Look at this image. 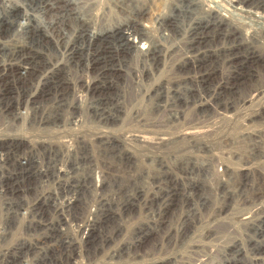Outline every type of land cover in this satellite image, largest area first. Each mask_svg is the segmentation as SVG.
<instances>
[{
  "label": "rangeland",
  "instance_id": "374dc122",
  "mask_svg": "<svg viewBox=\"0 0 264 264\" xmlns=\"http://www.w3.org/2000/svg\"><path fill=\"white\" fill-rule=\"evenodd\" d=\"M68 1L75 7L82 6V13L87 16V19L99 10L103 18L107 19L104 18L107 22L104 20L102 26L103 30L107 31L112 26L117 28L118 23V26H123L126 23L124 21L127 16L135 17V19L139 17V21L142 20L141 22L144 25L149 26L151 35L155 37L154 39H159L157 42L160 45L162 44V57H159L160 60L156 59L154 70H148V66L143 68L142 65L133 62L131 52L126 53V55L120 52L116 53L105 45L104 53L100 56L102 63L98 65V68H102L101 66L105 62L106 66L116 69L117 73H112L113 75L107 73V76L106 74L100 76L96 72L89 73L84 70L79 74V72L74 71V73H62L54 76V83L50 80L52 76L49 73L52 68L47 62H44L41 67L42 70L38 66H35L37 67L35 70L32 68L34 64L31 66L28 63V68L32 69L31 72L34 71V74L28 75L25 80H18L17 77L22 72L19 70L26 66L21 65L20 68L19 61H15V63L10 61L9 64L14 65L15 68L14 66L8 68L6 63H4L6 67H3L2 60L4 62L6 60L4 55L7 51L6 48L11 47L18 40L23 45L26 40L19 37L18 29L14 30L15 37L6 38L8 33L3 23L4 10L7 15L9 13L14 15L12 11L19 7V18H14L16 25L19 26L25 23L20 18L23 14L34 17V23H37V25L42 22L43 15L31 9L32 5L34 6L37 2L36 0H4L3 3L0 0V48L2 47L0 50V73L2 72L0 74V95L4 94L3 96L7 98L0 96V108H12L13 113L18 110L23 115L25 113V116L29 113L26 119H23V122L31 121L34 116L42 115L51 122H54L55 118H59L58 120L61 119V121L67 123L71 116H77L85 126L83 128V139L86 140V149L83 156V159H85L83 167H85L86 172L80 171L75 176L76 166L74 175H66L62 180L65 181L69 189L66 188L65 191L63 187H60L59 179L56 180L55 175H53L55 179H49L48 186L39 189L41 192H37L33 188L29 189L33 186L31 182L38 178H30L29 180L23 178L22 185H20L25 189L19 195L21 199L19 200L20 207L18 209L14 207V210L10 212L8 209L14 206L13 202L5 205L0 203V231L8 232L4 239L2 235L5 232L0 233V264H4L6 261L11 264H74V261H79V264H144V262L146 264L150 261L172 257V252L175 253L178 249L189 250L185 246H178V248L177 246H168L169 243L166 240L169 235L172 236L175 233V230L178 235L189 234V237H180V240L203 242L201 245H204L202 247L204 251L201 256L207 258V264H264V29L259 24L243 17L242 22L239 23L238 21V23L242 25L241 32L248 30L250 36L247 42L243 36H240L239 30L233 32L226 23L214 27L211 31H201L198 27V31L195 32L198 35L193 36L190 33L193 32L194 24H197L193 21L189 29L185 26V32L180 29V31H177L173 24L176 30L166 31L154 22L153 19L158 15L157 13L160 14L162 11L170 14V16H178L177 11L169 7L171 0H168L167 3L165 0H131V2L128 0ZM78 8L73 7L72 9L78 11ZM106 8L109 9L106 10ZM121 9L126 10L124 12ZM140 10L143 14L146 11L144 16H139L141 14ZM194 12L199 15L198 17L206 16L200 6H196ZM178 20L180 19L177 17V23H181ZM87 21L91 23V20ZM179 26L182 27V25ZM90 27L92 30L91 25ZM166 37L168 40H165ZM43 51H47L46 48ZM45 69L49 71L46 72ZM118 69L122 71L119 70L118 72ZM76 75H79L80 78ZM110 83H114L116 86L111 87ZM106 84L109 86L108 91L104 87ZM84 85L88 86V89ZM90 85H92V90L89 89ZM94 88L95 90H93ZM229 88L231 91H228ZM59 103L61 107H56ZM77 104L79 105L77 106ZM94 110L95 113H92ZM53 125L58 128L61 124L57 122L47 124L46 126L52 132L43 133V137L40 139L31 134L23 135L26 145L17 147V152L11 158L7 155L6 150H0L2 155L0 179L7 167L13 168L15 164H18L17 160L27 157V153H31L34 160H36V169L47 170V168L53 169L54 167L63 169L65 172L68 170L71 166L69 158L72 155L66 153V151L65 155H68V157L65 156L61 161L56 158L50 164L46 163L50 157H44L45 154L49 155L50 153L53 155L52 158L56 156L54 149L57 142L53 141L55 138V136H52V133H54ZM25 131L26 127L22 126L18 134L22 136ZM16 135L17 133L13 130L0 127V141L10 139ZM180 135L182 137L186 135L187 140L183 143L180 142V146L177 145L176 150L171 145L154 150L151 147H146L145 144L140 145L136 141V137L139 136L140 138L148 136V138L153 139L159 137L169 138V141H172L174 136ZM192 135L196 137H191ZM64 137L66 136H57L60 142ZM245 137L248 140L242 142L241 140ZM234 140H236V144L238 142L237 146L233 145L235 144ZM230 143L232 147L234 146L233 148L229 145ZM182 148H186V150ZM181 149L184 151L183 154ZM233 150L236 154L233 153ZM173 153L175 156L178 153L179 155L174 157ZM76 158L78 160V157ZM89 159L91 163L88 161ZM3 160L8 163L4 164ZM80 161H83L81 156ZM139 161H143L144 165H140ZM46 166L48 167L46 168ZM6 178L8 177L6 176ZM95 180L104 183L99 193L97 192V186L95 187ZM43 184H46V182ZM25 186L29 187L26 188ZM74 189L78 190L77 195H75ZM34 191L36 192L35 195L33 194ZM43 191L44 193L48 191L52 198L56 199V204L54 206L50 205V209L42 219L39 214H32L28 208L36 203L39 204L38 202L42 200L40 193H43ZM48 192L47 194H49ZM96 194L101 199L99 208V216H101L99 218H101L102 224L101 228L97 229L91 245L87 248L82 245L79 248V252H82L83 255H85L84 252L88 253L89 249L92 251L90 260L82 262L81 258L75 256L77 249L75 254H72V252L67 254L71 251V249H66L67 246L69 247L68 242L76 246L81 241L80 238H72L67 235L61 239V236L66 234L67 229V224H62L66 218L64 215L67 216L66 219L74 227L73 229L79 226L82 228L87 222L93 224L94 221L98 224V216L95 219V198H93L94 195L97 197ZM4 196L12 201L16 197V195ZM67 199L76 200V207L70 213H65V209L62 210ZM30 204L31 206H29ZM220 209H224V211L220 214L214 212ZM215 214L216 217H214ZM247 216L251 218V221L247 224L242 223V217ZM9 219H12L13 222L11 227H8L7 224L6 228L4 222ZM36 227H43L44 230L43 235H38L40 237L38 241L40 242L41 238L46 235L51 236L52 239L48 240L49 244L47 241L44 243L42 241L43 245L40 244L34 247L38 241L33 242L34 244L32 243L31 247L34 248L31 249L28 243L22 244L16 241L15 244L12 242L15 239L18 240V238H29L31 235L36 238L37 235L36 237L33 235V230ZM177 227H179V231L175 229ZM46 229L48 231L51 229H53L52 231L56 230L51 233L53 235H48ZM207 235H210L208 239L205 238ZM100 244L103 245L101 252L99 251ZM162 245L164 246L161 248ZM95 247H97L96 253L94 252ZM233 248V252L236 250L235 253L228 252ZM121 252H123L122 257L111 259V253H117V256H120ZM23 254L25 255L23 256ZM26 254L29 255L26 256ZM68 258H70L69 261ZM226 258H228L227 261ZM251 259H254L255 262L252 260L251 263ZM103 260L105 263L102 262Z\"/></svg>",
  "mask_w": 264,
  "mask_h": 264
},
{
  "label": "bare ground",
  "instance_id": "6f19581e",
  "mask_svg": "<svg viewBox=\"0 0 264 264\" xmlns=\"http://www.w3.org/2000/svg\"><path fill=\"white\" fill-rule=\"evenodd\" d=\"M4 1V0H3ZM3 1L1 0V2L3 3ZM6 1V0H5ZM37 2L34 4V6L32 5V10L33 11H38L39 13H41L43 15V20L42 22H39L38 25L37 23H34V17H30V15H24L22 17H20L22 19V21H24L25 23H23L22 25H16V20L14 18H19L18 15L20 14V9L18 7V9L13 10L12 13L14 15H11L10 13L7 15V12L4 10V15H3V23L4 26L6 27L8 36L6 37L7 39L11 37H15L14 33L15 31L18 29L19 32V37L23 40H26V42H24V44L22 45L21 41H15L13 45H11V47L6 48L5 50L6 53H4V55L6 56V60L4 62V60H2V66L4 67V63L7 64V67H13L14 65H10V61H19V67L22 66H26L25 68H21L19 71H22L21 73H19V77H17L18 80H25V78L28 75L34 74V71L31 72L32 69L28 68L29 64L32 66L33 69H37V67H42L44 65V62H47L50 65V68H52L50 71L45 69L46 72L49 71V73L51 74V78L50 80H54V76H58L62 73H69V72H73L77 71L82 72L83 70L85 72H89V73H98L97 75L103 76L104 74L107 73H117L116 69L114 70V68L110 67V66H106L105 62L102 64V68H98V65H100L102 63V59H100V56L103 55V51L105 49V45H107L109 47V49H113L114 52L116 53H121L126 55V53L131 52L132 54V60L133 62H137L138 64L142 65L143 68L144 66H148V70H154V66H156V62L159 59V57L161 56L162 53V44L160 45V43H158L156 40L154 39L155 37H153L151 35V32L149 30V26L147 27V25H144L143 22L139 21V17H137L138 19H135L128 17L126 14V19L124 21V25L123 26H118L117 28H115L114 26H112L110 29L107 30H103V22L105 19L103 18L102 13L98 10L96 11V13L91 17H89V19H87L86 15H84L82 13V6L81 7H75L73 5H71V3H69L68 0H36ZM112 1V0H111ZM131 2V0H128ZM166 3L168 2V0H165ZM117 2V1H116ZM115 2V3H116ZM122 3V2H121ZM89 4V3H87ZM100 4V3H99ZM114 4V3H113ZM128 4V3H127ZM126 4V5H127ZM130 4V3H129ZM183 4V5H181ZM145 5V4H144ZM200 6L202 9V12H204V14H206L205 17H198L199 15H196L194 12V8H196V6ZM109 6V5H108ZM147 6V4H146ZM78 8V11H76V9H72V8ZM85 7V6H84ZM107 7V6H106ZM169 7H172V9H174L175 11H177L178 13V18L181 21V23H177L176 19L177 17L174 16H170V14L164 13L163 11L158 15L155 16V18L153 20H155L154 22L158 25H160V27H162L164 30L166 29V31H174L173 29L174 26L177 28V31L180 30H186V28H190L192 26V21L193 23H197L194 24L195 27L193 28V32L190 33L193 36H195L196 31H198V27L200 28L201 31L203 30H209L211 31L214 27H218L220 26V24L222 23H226L228 28L230 30L234 31H238L239 30V34H241L240 36L244 37L245 41L247 42L249 40V36L248 35V30L247 31H242V25H240L239 23L242 22V18H248L251 21H253L254 23L259 24V26L264 29V0H171L170 1V5ZM168 7V8H169ZM95 8V7H94ZM93 8V9H94ZM117 8V7H116ZM122 8V7H121ZM248 8V9H247ZM109 8H106V10ZM144 9V8H142ZM171 9V8H170ZM121 10H125L126 9H121ZM112 11V10H111ZM11 12V11H10ZM37 12V13H38ZM75 12V13H74ZM114 12V11H113ZM123 12V13H124ZM146 12V11H145ZM144 12V14H145ZM160 12V11H159ZM172 12V11H171ZM174 12V11H173ZM2 13V12H1ZM36 13V12H35ZM116 13V12H115ZM139 13V12H138ZM141 13V10H140ZM139 13V14H140ZM92 14V13H91ZM131 14V13H130ZM143 13H141L139 16H144ZM36 15V14H35ZM106 15V14H105ZM109 15V14H108ZM107 15V16H108ZM136 15V14H135ZM106 16V17H107ZM115 16V15H114ZM119 16V15H118ZM133 16V15H132ZM113 17V16H112ZM109 18V17H107ZM36 19V18H35ZM113 19V18H112ZM116 19V17H115ZM87 20H91V23H88ZM107 20V19H106ZM105 20V21H106ZM110 20V19H109ZM184 20L189 21L188 23H186ZM249 20V22H251ZM94 21V22H93ZM239 21V23H238ZM244 21V20H243ZM34 24H33V23ZM107 22V21H106ZM153 22V21H152ZM42 23V24H40ZM121 23V22H120ZM186 23V24H183ZM237 23V24H236ZM171 24V25H170ZM174 26H173V25ZM92 26V30L91 27ZM179 25H182V27H180ZM185 26H187L185 28ZM222 26V25H221ZM252 26V25H251ZM153 27V26H152ZM246 27V26H245ZM155 28V25H154ZM227 28V29H228ZM16 29V30H15ZM20 29V30H19ZM180 29V30H179ZM226 29V32H227ZM15 30V31H14ZM176 30V29H175ZM184 30V32H185ZM216 30V29H215ZM190 31V30H189ZM192 31V30H191ZM190 31V32H191ZM208 31V32H209ZM225 31V30H224ZM6 32V31H5ZM200 32V31H199ZM207 32V31H206ZM205 32V33H206ZM255 32V31H254ZM160 33V32H159ZM170 33V32H168ZM172 33V32H171ZM212 33V32H211ZM221 33V32H220ZM229 33V32H228ZM232 33V32H231ZM236 33V32H235ZM252 33V32H251ZM184 34V33H183ZM168 35V34H167ZM180 35V34H179ZM198 35V34H197ZM199 35H201V33H199ZM214 36V35H213ZM228 36V34H227ZM233 36V35H232ZM173 37V36H172ZM176 37V36H175ZM191 37V36H190ZM239 37V36H238ZM233 38V37H232ZM16 39V38H13ZM196 39V38H195ZM224 39V38H223ZM240 39V38H239ZM255 39V38H254ZM165 40H168V38L166 37ZM14 41V40H13ZM6 43V42H5ZM9 43V42H8ZM162 43V42H161ZM226 44V43H225ZM250 44V43H249ZM5 45V44H3ZM223 45V44H222ZM232 45V44H231ZM241 45V44H240ZM225 46V45H224ZM46 48L47 51H43ZM2 49V47L0 48V50ZM43 49V50H42ZM164 51V50H163ZM3 52V51H2ZM5 52V51H4ZM164 53V52H163ZM168 53V52H167ZM166 54V53H164ZM163 54V55H164ZM243 54V53H242ZM249 54V53H248ZM129 55V54H128ZM4 56V58H5ZM3 57V56H2ZM162 57V56H161ZM130 58V56H129ZM166 58V57H165ZM1 59V58H0ZM3 59V58H2ZM126 61V60H125ZM163 62V61H162ZM29 63V64H28ZM110 63V62H109ZM10 65V66H9ZM1 66V68H3ZM119 66V65H118ZM6 67V66H5ZM18 67V68H19ZM15 68V66H14ZM83 68V69H82ZM121 68V67H120ZM128 68V67H127ZM142 68V69H143ZM82 69V70H81ZM42 70V68H41ZM40 70V71H41ZM120 69H118L119 72ZM127 70V69H126ZM147 70V69H146ZM147 70V71H148ZM1 71V70H0ZM44 71V75L46 74ZM122 71V70H120ZM150 72V71H149ZM12 73V72H11ZM18 73V72H17ZM72 73V74H73ZM76 73V72H75ZM2 74V72L0 73ZM37 74V73H36ZM128 74V73H127ZM8 75V74H7ZM41 75V73H40ZM39 75V76H40ZM68 75V74H67ZM66 75V76H67ZM82 75V73H81ZM113 75V74H112ZM129 75V74H128ZM3 76V75H2ZM6 76V75H5ZM18 76V75H17ZM43 76V75H42ZM62 76V75H61ZM79 76V75H76ZM75 76V77H76ZM99 76V77H100ZM74 77V78H75ZM7 78V77H6ZM38 78V77H37ZM80 78V76H79ZM131 78V77H129ZM1 79V78H0ZM11 79V78H10ZM15 79V78H14ZM27 79V78H26ZM33 79V78H32ZM35 79V78H34ZM40 79V78H39ZM42 79V77H41ZM48 79V78H47ZM68 79V78H66ZM71 79V78H70ZM78 79V77H77ZM89 79V76H88ZM209 79V78H208ZM85 80V79H84ZM90 80V79H89ZM130 80V79H129ZM232 80V79H230ZM10 81V80H9ZM15 81V80H14ZM33 81V80H32ZM86 81V80H85ZM88 81V80H87ZM136 81V80H135ZM12 82V81H11ZM34 82V81H33ZM55 83V81H53ZM138 82V81H137ZM201 82V81H200ZM203 82V81H202ZM201 82V83H202ZM14 83V82H13ZM24 83V82H22ZM21 83V85H23ZM26 83V82H25ZM30 83V82H29ZM42 85V82H40ZM67 83V82H66ZM89 83V82H88ZM115 83V82H114ZM110 83L111 87L115 84ZM131 83V82H130ZM133 83V81H132ZM10 84V83H9ZM37 84V83H35ZM34 84V85H35ZM58 84V83H57ZM64 84V83H63ZM71 84V83H70ZM87 84V83H85ZM94 84V83H93ZM136 84V82H135ZM231 84V83H230ZM12 85V84H11ZM20 85V84H19ZM26 85V84H25ZM52 85V83H51ZM138 85V84H137ZM232 85V84H231ZM33 86V85H32ZM38 86V84H37ZM43 86V85H42ZM73 86V85H72ZM82 86V85H81ZM86 86V85H84ZM102 86V85H101ZM107 86V88H106ZM105 90L108 91V84H106ZM116 86V85H115ZM224 86V84H223ZM226 86V85H225ZM13 87V86H12ZM51 87V86H49ZM58 87V86H57ZM65 87V86H64ZM88 86H86V89ZM92 87V85L89 86V89ZM95 87V86H94ZM9 88V87H8ZM16 88V87H14ZM22 88V87H21ZM39 88V87H38ZM36 88V89H38ZM17 89V88H16ZM29 89V88H28ZM52 89V88H51ZM67 89V88H66ZM165 89V88H164ZM228 89V88H227ZM19 90V89H18ZM30 90V89H29ZM49 90V89H48ZM54 90V89H52ZM62 90V89H61ZM65 90V89H64ZM71 90V89H70ZM92 90V88H91ZM95 90V88L93 89ZM2 91V90H1ZM15 91V90H14ZM27 91V90H26ZM41 91V90H40ZM39 91V92H40ZM55 91V90H54ZM82 91V90H81ZM84 91V90H83ZM87 91V90H86ZM225 92V90H223ZM228 91H231L230 88ZM22 92V91H21ZM58 92V91H57ZM66 92V90H65ZM73 92V91H72ZM71 92V94H72ZM239 92V91H238ZM19 93V92H17ZM26 93V92H25ZM53 93V92H52ZM63 93V92H62ZM78 91L76 92L77 95ZM85 93V92H84ZM158 93V91H157ZM37 94V93H36ZM59 94V93H58ZM56 94V95H58ZM99 94V93H98ZM97 94V95H98ZM160 94V93H158ZM4 95V94H3ZM1 96L2 98H5V96ZM39 95V93H38ZM55 95V94H54ZM75 95V94H74ZM79 95V94H78ZM82 95V94H81ZM84 95V94H83ZM86 95V93H85ZM91 95V94H90ZM146 95V94H145ZM153 95V94H152ZM156 95V94H155ZM16 96V95H15ZM19 96V95H18ZM31 96V95H30ZM29 96V97H30ZM36 96V95H35ZM41 96V95H40ZM61 96V95H60ZM89 96V95H88ZM20 97V96H19ZM27 97V96H26ZM42 97V96H41ZM53 99L54 96L52 95ZM51 97V99H52ZM59 97V96H58ZM80 97V96H79ZM78 97V99H79ZM25 98V97H24ZM57 98V97H56ZM62 98V97H61ZM96 98V97H95ZM107 98V97H106ZM7 99V98H5ZM46 99V98H45ZM101 99V98H100ZM150 99V98H149ZM25 100V99H24ZM50 100V99H49ZM61 100V99H60ZM59 100V102H60ZM63 100V99H62ZM85 100V99H84ZM88 100V99H87ZM20 101V100H19ZM18 101V102H19ZM36 101V100H35ZM54 101V100H53ZM64 101V100H63ZM66 101V99H65ZM74 101V100H73ZM86 101V100H85ZM123 101V100H122ZM26 102V100H25ZM24 102V104H25ZM52 102V101H51ZM55 102V101H54ZM82 102V100H81ZM96 102V101H95ZM42 103V102H41ZM53 103V102H52ZM61 103V102H60ZM58 104V106L56 107H61V104ZM88 104V102H86ZM97 103V102H96ZM29 104V103H27ZM51 104V103H50ZM71 104V102H70ZM82 104V103H81ZM79 104H77L78 106ZM27 106V105H26ZM48 106V105H47ZM70 106V105H69ZM44 107V106H43ZM53 107V106H52ZM64 107V106H63ZM62 107V108H63ZM80 107V106H79ZM84 107V106H82ZM88 107V106H87ZM155 107V106H154ZM78 108V107H77ZM100 108V107H99ZM27 109V108H26ZM37 109V108H36ZM41 109V108H40ZM81 109V108H80ZM84 109V108H83ZM59 110V109H58ZM57 110V111H58ZM103 110V109H102ZM99 111V110H98ZM152 111V110H151ZM157 111V110H156ZM155 111V112H156ZM160 111V110H159ZM29 112V111H28ZM56 112V111H55ZM60 112V111H58ZM16 113V114H15ZM12 112V108H0V127H4L7 129H11L14 132L17 133L16 136H13L12 138H8L6 140L0 141V150H6L7 155L10 156V158L13 156V154L15 152H17V147H22L24 145H26V141L24 140V136L23 135H27V134H31L34 135L36 137H38V139H40L41 137H43V133L45 132H52L50 130V128L48 126H46L49 123H55L57 122L58 124L60 123L61 125H59L58 128H56V125L54 126V130L52 133V136H55V138L53 139V141L57 142V146L54 149V152L56 153V156L52 158L53 155H51L49 153L45 154L44 157H50L52 159H48L47 160V164H50L51 161H55L56 158L61 161L62 158L68 157V155H65V151L66 153L72 155L69 160L71 163V166L68 168V170L65 172V170L60 169V168H47L48 166H46L47 170H40V169H36V160H34L33 156L31 155V153H27V157H24L23 159L17 160L18 164H15V166L12 168L7 167L5 172H3L2 178L0 179V203L1 204H9L11 202L14 203V206L12 208H9L8 210L11 212V210H14L15 208H19L20 207V203L19 200H21L19 198V195L21 192H24L23 190L25 188H23L22 182H23V178L26 179H32V178H38L36 180H33V182H31V187H29V189L31 190V188L35 189V191L37 192H41L39 189L43 188L45 186L49 185V179H55L53 178V175H55L57 178L56 180L59 181V186L63 187L64 190L66 188H68L67 184L65 183L64 177L66 175H74L75 172V167L77 166V171L75 172V176L76 174H78L80 171L82 172H86L85 167H83L85 165V159H83V156L85 154V149H86V140L83 139V128L85 127L83 125V121L81 119H79V117L77 116H71L70 119L67 121V123L58 120L57 118H55L54 122L48 121L44 116H34L31 121H24L23 119H26L27 117V113L25 116V113L23 115V113L21 112ZM95 113V110L94 112ZM105 113V112H104ZM103 113V114H104ZM161 113V111H160ZM43 114V113H42ZM76 114V113H74ZM31 115V114H30ZM58 115V114H57ZM60 115V114H59ZM88 115V114H87ZM92 115V114H91ZM102 115V113H101ZM107 115V113H106ZM136 115V114H135ZM138 115V114H137ZM54 116V115H53ZM109 116V115H108ZM104 117V116H103ZM31 118V117H28ZM16 120H18L16 122ZM20 120H22L21 122H19ZM52 120V119H51ZM102 120V117H101ZM151 120V119H150ZM14 121V122H13ZM90 121V120H89ZM97 121V120H96ZM95 121V122H96ZM99 121V120H98ZM105 122V121H104ZM93 125V124H92ZM22 126L26 127V131L24 133H22V136L19 135L18 131L20 128H22ZM95 128V127H94ZM226 130V129H225ZM213 131V130H212ZM224 131V130H223ZM35 132V133H33ZM142 132V131H141ZM158 132V131H157ZM200 132V131H199ZM196 133V132H195ZM208 133V132H206ZM186 134V133H184ZM191 134V133H189ZM189 134H187L189 136ZM222 134V133H221ZM239 134V133H238ZM61 135H65L66 137H64L63 139H61L62 141L60 142L57 138V136H61ZM196 135V134H195ZM195 135H192L191 137H196ZM244 135V134H243ZM249 135V134H248ZM262 135V134H261ZM68 136V137H67ZM173 136V135H172ZM184 137H182V135L177 136V137H173L172 141H169L170 139H166V138H162L159 137L157 139H153V138H148L147 137H143L140 138L136 137V141L141 145V144H145L146 147H151L154 150H158L159 148H163V147H167L168 145L173 146L176 150L177 145L180 146V142H185L186 139V135H183ZM200 136V135H199ZM214 136V135H213ZM217 136V135H216ZM230 136V135H229ZM238 136V135H236ZM241 136V135H240ZM151 137V136H150ZM257 137V136H256ZM262 137V136H261ZM260 138V136L258 137V139ZM94 139V138H93ZM235 139V138H234ZM241 139V138H240ZM65 140V141H64ZM132 140V139H131ZM189 140V139H188ZM247 141L248 138H244L243 141ZM232 141V140H231ZM235 144L233 145H238V142L236 144V140ZM240 141V140H239ZM230 142V141H229ZM92 143V140H91ZM107 143V142H106ZM232 143V142H231ZM231 143L229 145H231ZM109 144V143H108ZM173 144V145H172ZM96 145V144H95ZM107 145V144H106ZM111 145V143H110ZM137 145V144H136ZM205 145V144H204ZM244 145V144H243ZM189 146V145H188ZM187 146V147H188ZM225 146V144H224ZM108 147V146H107ZM229 147V146H227ZM232 147V145H231ZM234 147V146H233ZM232 147V148H233ZM17 148V149H16ZM65 148V150H64ZM140 148V147H139ZM106 149V148H105ZM183 149V148H182ZM181 149V150H182ZM186 150V148H184ZM183 149V150H184ZM207 149V148H206ZM231 149V148H230ZM62 150V153H61ZM174 150V149H173ZM174 150V151H175ZM182 150V154L184 153V151ZM239 150V149H238ZM231 151V150H230ZM204 152V151H203ZM177 153V152H176ZM175 153V154H176ZM186 153V152H185ZM233 153L236 154V152ZM241 153V152H240ZM181 154V155H182ZM239 154V153H238ZM143 155V154H142ZM174 155V153H173ZM172 155V156H173ZM179 155V153L177 154ZM176 155V156H177ZM185 155V154H184ZM1 154H0V160L1 159ZM80 156L82 157L83 161H80ZM174 155V157H176ZM78 157V160L77 158ZM186 157V156H183ZM6 158V157H5ZM191 158V157H190ZM202 158V157H201ZM200 158V159H201ZM188 159V158H187ZM192 159V158H191ZM195 159V158H194ZM230 159V158H229ZM140 160V159H139ZM169 160V159H168ZM90 161V159L88 160ZM136 162V161H135ZM186 162V161H185ZM189 162V160H188ZM3 163L7 164L8 162H5L3 160ZM91 163V161H90ZM140 165H144V162H140ZM138 163V164H139ZM136 164V165H138ZM189 164V163H188ZM225 164V163H224ZM79 165L80 168H79ZM199 165V164H198ZM212 165V164H211ZM223 165V164H222ZM261 165V164H260ZM127 167V166H126ZM197 167V166H196ZM203 167V166H202ZM225 168H227L224 165ZM10 168V169H9ZM80 170H79V169ZM169 168V167H168ZM59 169V170H58ZM200 169V168H199ZM203 169V168H202ZM50 170V171H49ZM60 170H62L60 172ZM179 170V169H178ZM209 170V169H208ZM223 170V169H222ZM231 170V169H230ZM259 170V169H258ZM257 170V172H258ZM53 171V172H52ZM129 171V170H128ZM227 171V170H226ZM232 171V170H231ZM1 172V171H0ZM126 172V171H125ZM158 172V171H157ZM249 172V171H248ZM186 173V172H185ZM221 173H223L221 171ZM52 174V176H50ZM126 174V173H125ZM162 174V173H161ZM187 174V173H186ZM206 174V173H205ZM225 174V172H224ZM138 175V174H137ZM142 175V174H141ZM175 175V174H173ZM177 175V174H176ZM194 175V174H193ZM210 174H208L209 176ZM263 175V174H262ZM6 176L8 178H6ZM127 176V175H126ZM190 176V175H189ZM205 176V175H204ZM213 176V175H212ZM1 177V176H0ZM151 177V176H150ZM211 177V175H210ZM221 177V175H220ZM96 178V177H95ZM148 178V177H147ZM168 178V177H167ZM174 178V177H173ZM178 178V177H176ZM187 178V177H186ZM219 178V175H218ZM229 178V177H228ZM63 179V180H62ZM97 179V178H96ZM128 179V178H127ZM189 179V177H188ZM195 179V177H194ZM206 179V178H205ZM217 179V176H216ZM142 180V179H141ZM161 180V179H160ZM180 180V179H179ZM218 180V179H217ZM241 180V179H240ZM264 180V179H263ZM190 181V180H189ZM222 181V179H221ZM44 182H46V184H43ZM98 185H97V183ZM179 182V181H178ZM194 182V181H193ZM226 182V181H225ZM130 183V182H129ZM200 183V182H199ZM21 184V185H20ZM196 184V183H195ZM126 185V184H125ZM129 185V184H128ZM183 185V184H182ZM190 185V184H189ZM200 185V184H199ZM27 186V185H26ZM25 186V187H26ZM97 186V192L99 193V191L103 188L104 183H99L97 180H95V187ZM184 186V185H183ZM182 186V187H183ZM201 186V185H200ZM257 186V185H256ZM26 187V188H28ZM190 187V186H188ZM225 187V186H224ZM248 187V186H247ZM129 188V187H128ZM196 188V187H195ZM235 188V187H234ZM238 188V187H237ZM244 188V187H243ZM28 189V190H29ZM69 189V188H68ZM72 189V188H71ZM96 189V188H95ZM126 189V188H125ZM176 189V188H174ZM199 189V188H198ZM214 189V188H212ZM257 189V188H256ZM86 190V189H85ZM129 190V189H128ZM153 190V189H152ZM34 191V195L36 194V192ZM66 191V190H65ZM70 191V190H69ZM95 191V190H94ZM130 191V190H129ZM175 191V190H174ZM182 191V190H181ZM184 191V189H183ZM207 191V190H206ZM218 191V190H217ZM220 191V190H219ZM236 191V190H235ZM48 192V191H47ZM44 193H40L41 194V201H39V204H34L31 206V204L29 206L28 209H30V211L32 212V214L36 213L37 215L39 214L40 217L43 219L44 216L47 214L48 210L50 209V205L52 204L53 206L56 204V199L52 198V195L49 193L47 194ZM75 195H77L78 190L74 189ZM96 192V191H95ZM212 192V191H211ZM245 192V191H244ZM255 192V191H254ZM127 194V193H126ZM183 194V193H182ZM188 194V193H187ZM261 194V193H259ZM4 195H11L14 196L16 195L15 199L12 201L11 199H9L7 196ZM97 197L94 195L93 198H95V219L98 216L99 222L94 223L93 224L91 222H87L85 226H81L82 228L76 227V229H73L74 227H72V225L68 222V220L66 219L67 216L64 215L65 218V222L62 225L67 224V229H66V234H63L61 236L64 238V236H70V237H76V238H80V243L77 244L76 246H73V244L71 242L69 243V247L67 246L66 249H71V251H69L70 254L72 252V254H75L76 249L78 250L77 253L75 254V256L81 258L80 260L82 262H88L90 260V255L92 254V251H90V249L87 252H84L85 255L82 254V252L80 253V247L83 245L84 248H87L88 246L91 245V243L93 242V238L95 236V233L97 231V229L101 226V218H99V208H100V196H98V194H96ZM168 195V193H167ZM228 195V194H227ZM103 196V195H102ZM54 197V196H53ZM245 197V196H243ZM73 198V197H72ZM75 198V197H74ZM186 198V197H185ZM215 198V197H214ZM229 198V197H228ZM240 198V197H239ZM244 199V198H243ZM35 200V199H34ZM37 200V199H36ZM237 200V199H236ZM164 201V200H163ZM162 201V202H163ZM172 201V200H171ZM241 201V200H240ZM63 202V201H62ZM214 202V201H213ZM250 202V201H249ZM33 204V203H32ZM129 204V202H128ZM170 205V204H169ZM8 206V205H6ZM10 206V205H9ZM61 206V205H60ZM237 206V204H236ZM62 207V206H61ZM76 207V200L75 199H67L65 201V203L63 204L62 210H64L65 213H70L74 208ZM126 207V206H125ZM159 207V206H158ZM252 207V206H251ZM2 208V207H1ZM32 208V209H31ZM127 208V207H126ZM194 208V207H193ZM253 209V208H252ZM224 211V209H220V210H216L214 211L215 213H222ZM238 211V210H237ZM254 211V210H253ZM252 211V212H253ZM9 213V212H8ZM13 213V211H12ZM19 214V213H18ZM35 214V215H36ZM258 214V213H257ZM70 215V214H69ZM16 216V215H15ZM217 215L215 214L214 217H216ZM206 218V217H205ZM214 220V219H213ZM219 220V219H218ZM17 221V220H16ZM42 221V220H41ZM249 221H251L250 217H242L241 222L247 224ZM253 221V220H252ZM13 220L9 219L7 220L5 224V227H11ZM19 222V220H18ZM37 222V221H36ZM34 223V222H33ZM38 223V222H37ZM239 223V222H238ZM8 224V225H7ZM18 224V223H17ZM16 224V225H17ZM39 224V223H38ZM199 224V223H198ZM40 225V224H39ZM59 225V224H58ZM71 225V226H70ZM176 225V224H175ZM18 226V225H17ZM21 227V225H19ZM23 226V225H22ZM41 226V225H40ZM208 226V225H207ZM34 227V226H33ZM44 227V226H43ZM43 227H36L33 230V235L36 237L34 238L32 235L29 238H18V240H13L12 242H16L17 243H28L30 244L29 248L31 247V244L33 242H37L40 237H38V235H43L42 233L44 232ZM65 227V226H64ZM85 227V228H84ZM121 227V226H120ZM176 227V226H175ZM16 228V227H15ZM53 228V227H52ZM101 228V227H100ZM99 228V229H100ZM179 227L175 228L177 229V231H179L178 229ZM45 229V228H44ZM54 229V228H53ZM53 229L49 230L46 229V232L48 235H53L51 233H53L54 231H52ZM15 230V229H14ZM32 231V230H31ZM5 231H0V233H3ZM14 232V231H12ZM101 232V231H100ZM99 232V233H100ZM157 232V231H156ZM19 233L21 234V232L19 231ZM179 233V232H178ZM198 233V232H197ZM6 234H8V232H5L2 235V238L4 239L6 237ZM46 234V233H45ZM149 234V233H148ZM170 234V233H168ZM184 233V234H176V230L175 233L171 236L169 235L168 239L166 240L167 243H169L168 246L171 247H176L178 248V246H185V248H189V250H177L175 251V253H173L172 251V257L169 258H165V259H161V260H154V261H150L146 264H207V258H203L201 256V254L203 253L204 249L202 248L203 246L201 244H203V242H187L185 239L180 240V237H186L189 234ZM193 234V233H192ZM29 236V235H28ZM171 236V237H170ZM192 236V235H191ZM24 237V236H23ZM189 237V236H188ZM199 237V236H198ZM208 237H210V235H207L205 238L208 239ZM192 238V237H191ZM11 239V238H10ZM51 236L48 237L47 235L44 236L43 238H41V241L37 242L34 247L36 245H43L44 242H48V240H51ZM58 239V238H57ZM67 239V238H66ZM71 239V238H70ZM112 239V238H110ZM2 240V239H1ZM12 240V239H11ZM43 241V243H41ZM146 241V240H145ZM160 241V240H159ZM105 243V241H103ZM10 243V241H9ZM63 243V242H62ZM166 243V244H167ZM208 243V242H207ZM229 243V242H228ZM16 244V243H15ZM34 244V243H33ZM32 244V245H33ZM49 244V242H48ZM67 244V243H65ZM106 244V243H105ZM165 244V245H166ZM11 245V244H10ZM45 245V244H44ZM52 245V243H51ZM54 245V244H53ZM22 246V245H21ZM20 246V247H21ZM164 245L161 246V248ZM34 247H31V249H33ZM37 247V246H36ZM48 247V245H47ZM46 247V249H47ZM53 247V246H52ZM99 247V245H98ZM160 247V246H159ZM166 247V246H165ZM164 247V248H165ZM233 247V246H232ZM27 248V247H26ZM40 248V247H39ZM42 248V246H41ZM55 248V246H54ZM65 248V246H64ZM96 248L94 252L96 253ZM103 248V245L100 244V248L99 251L101 252ZM129 248V247H128ZM127 248V249H128ZM157 248V247H156ZM163 248V249H164ZM13 249V247H12ZM51 249V248H50ZM57 249V248H56ZM60 249V248H59ZM94 249V248H93ZM126 249V250H127ZM162 249V250H163ZM236 249V248H235ZM48 250V249H47ZM63 250V249H61ZM82 250V248H81ZM166 250V249H165ZM173 250V248H172ZM176 250V249H175ZM234 248L232 250H229L228 252L230 253H235V251L233 252ZM50 251V250H49ZM83 251V250H82ZM86 251V250H85ZM157 251V250H156ZM159 251V250H158ZM164 251V250H163ZM185 251V252H183ZM257 251V250H256ZM264 251V250H263ZM25 252V251H23ZM27 252V251H26ZM45 252V251H43ZM53 252V251H52ZM51 252V254H52ZM126 252V251H125ZM166 252V251H165ZM168 252V250H167ZM224 252V251H223ZM259 252V251H258ZM12 253V252H11ZM45 253H48L47 251ZM108 253V252H107ZM122 253L120 254V256H117V253H111L110 257L111 259L117 257L120 258L122 257ZM160 253V252H159ZM239 253V252H238ZM44 254V253H43ZM56 254V253H55ZM89 254V255H88ZM135 254V253H134ZM156 254V253H155ZM158 254V252H157ZM225 254V253H223ZM222 254V256H223ZM229 254V253H228ZM231 254V255H232ZM254 254V253H252ZM5 255V254H4ZM3 255V256H4ZM15 255V254H14ZM25 254H23L24 256ZM29 254H26V256H28ZM60 255V254H58ZM128 255V254H127ZM137 255V254H136ZM7 256V255H6ZM46 256V254H45ZM67 256V255H66ZM73 256V255H72ZM96 256V255H95ZM134 256V255H133ZM228 256V255H227ZM234 256V255H233ZM258 256H262V255H258ZM65 257V256H64ZM74 257V256H73ZM128 257V256H127ZM126 257V258H127ZM140 257V256H139ZM208 257V255H207ZM245 257V256H244ZM17 258V257H16ZM225 258V257H224ZM229 258V257H228ZM226 258V261L227 259ZM232 258V257H231ZM74 259V258H73ZM143 259V258H142ZM4 260V257H3ZM41 260V259H40ZM50 260V257H49ZM70 260V258H68V261ZM79 260V259H78ZM102 260V259H101ZM100 260V261H101ZM109 260V259H108ZM252 260L255 262L254 259H251V263ZM46 261V260H45ZM54 261V260H53ZM259 261V260H258ZM1 262V261H0ZM66 262V261H64ZM103 263L104 260L102 261ZM132 262V261H131ZM41 263V262H40ZM43 263V262H42ZM91 263V262H90ZM133 263V262H132ZM227 263V262H226ZM244 263V262H243ZM4 264H11L9 261L4 262ZM61 264V263H60ZM69 264V263H68ZM71 264V263H70ZM74 264H79L78 262L74 261ZM84 264V263H82ZM145 264V262H144ZM232 264V263H230ZM242 264V263H241Z\"/></svg>",
  "mask_w": 264,
  "mask_h": 264
}]
</instances>
